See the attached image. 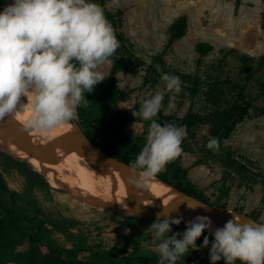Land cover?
Masks as SVG:
<instances>
[{
    "label": "trees",
    "instance_id": "trees-1",
    "mask_svg": "<svg viewBox=\"0 0 264 264\" xmlns=\"http://www.w3.org/2000/svg\"><path fill=\"white\" fill-rule=\"evenodd\" d=\"M95 2L104 5L105 0H95ZM104 14L116 32L120 47L112 56V66L105 75V80L97 84L94 91L89 93L87 103L77 108L84 117L76 121L102 150L133 165L145 142L142 136L130 137L126 132V126L134 122H142L149 126L150 121L132 115L133 111H138L142 102H137L127 109L120 107V104L129 98L130 93L121 88L119 75L124 70H131L135 65L143 66L146 68L145 78L149 82L161 77V70L165 69L166 62L162 54L156 55L152 64H148L135 54L121 30L123 10L105 9ZM261 24L264 28V11L261 15ZM187 27V16L179 17L169 27L170 44L184 36ZM195 50L198 55L197 68L194 71L175 73L182 82L180 95L183 99L191 101L189 110L184 116L175 112L165 113L170 99L166 95L159 113L154 117L162 124L169 122L186 126L189 136H186L182 142L181 154L156 176L204 202L229 206L226 192L222 191V195L213 200L190 179V169L183 162V154L197 153L198 164L217 161L228 176H237L245 182V185L259 180L264 184V173L252 171L249 164L237 157L232 148L226 144V140L231 137L239 122L250 116H264V55L255 57L235 48H224L221 49L219 56L208 61L206 57L214 51L212 44L205 41L198 42ZM92 103L96 104V110ZM201 125H208L211 137L195 138L196 134L192 131ZM211 138H217L219 142L217 150L206 147ZM6 164L17 167L28 180L26 206L21 203L20 195L9 187L4 177L3 167ZM227 179L225 177L224 181ZM35 185L51 189L47 178L33 169L29 162L18 161L0 150V264L15 258L19 248L26 244L41 245L45 242L52 254L72 260L96 262L106 260L113 264H157L159 253L153 248H157L160 241L154 238L150 228H145L137 237L127 238L122 245L108 247L99 234L91 238L84 237L82 243L74 244L72 248L54 244L53 240L59 232L53 228L57 230L63 227L59 219L47 214L35 199L33 193ZM233 207L244 212L238 206ZM256 214L248 215L260 221L259 213ZM131 219L141 224L149 222L150 225L155 221ZM63 232L67 233L65 230ZM204 235L209 233H203ZM209 238L211 240V236ZM145 243H149L150 248H142ZM177 264H188V261L183 256ZM218 264H223V261Z\"/></svg>",
    "mask_w": 264,
    "mask_h": 264
},
{
    "label": "rangeland",
    "instance_id": "rangeland-1",
    "mask_svg": "<svg viewBox=\"0 0 264 264\" xmlns=\"http://www.w3.org/2000/svg\"><path fill=\"white\" fill-rule=\"evenodd\" d=\"M10 2L11 0H0V10ZM100 7L103 11L123 10L121 30L130 47L148 64L154 63V57L162 54L166 66L161 73L175 75L176 72L194 71L198 64L196 44L202 41L214 46L213 53L206 57L208 61L219 56L221 49L224 48H235L255 57L264 55V28L261 24L264 0H105L104 5ZM183 15L188 18L186 33L170 44L169 27ZM111 66L112 56L99 70L105 76ZM145 77L146 68L143 66L135 65L131 70L120 73V86L130 93L129 98L120 104L121 108H131L135 103L143 102L159 91L163 93V101L166 95L170 97L165 113L175 112L180 116L187 113L191 104L189 99H183L180 93L167 91L161 77L149 82ZM85 98L89 99V93H85ZM92 105L96 110V104ZM80 117H84L83 113L76 111L73 120H79ZM148 130L149 126L142 122L126 126V132L130 137L142 136L145 143ZM192 132L196 134V139L211 137L208 125L196 127ZM186 136H189V132ZM226 144L237 157L249 164L252 171L264 173V116H250L239 122L231 137L226 140ZM16 159L25 161L20 157ZM197 159H199L197 153L183 154V162L190 169V179L199 185L205 195L216 200L224 191L227 193L226 200L229 206H238L247 214L259 213V220L264 223L262 181L245 185L237 176H228L217 161L198 164ZM3 173L9 187L20 195L21 203L26 206L28 180L17 167L10 164L4 165ZM225 177L228 179L224 181ZM50 186L51 189H46L35 185L33 193L43 210L59 219L62 224L63 229L53 228L59 232L53 240L54 244L72 248L74 244L82 243L84 237L91 238L99 234L108 247L122 245L127 238L141 235L143 230L150 226L149 222L138 223L131 219L133 217L116 213L108 207L84 202L63 188ZM64 230L67 233L63 232ZM172 230L183 232L185 225H174ZM202 241L203 234L197 240V245L202 244ZM46 243L26 244L20 247L18 255L5 264H113L106 260L96 262L57 256L50 252ZM142 248H150L149 243H145ZM209 248L198 247L195 250L190 248L184 254V259L188 264H210ZM153 249L158 251V248ZM236 264L240 262L236 261Z\"/></svg>",
    "mask_w": 264,
    "mask_h": 264
},
{
    "label": "clouds",
    "instance_id": "clouds-1",
    "mask_svg": "<svg viewBox=\"0 0 264 264\" xmlns=\"http://www.w3.org/2000/svg\"><path fill=\"white\" fill-rule=\"evenodd\" d=\"M119 47L112 24L95 0H11L0 10V119L21 110L22 100L30 98L26 128L46 132L72 121L77 108L87 103L85 93L105 80L99 68ZM161 80L167 91H181L178 76L162 73ZM163 98L158 91L132 112L150 121L146 143L132 166L143 174L129 180L137 187H144L181 154L187 135L184 125L154 119ZM206 147L217 150V138ZM181 222L182 217L163 212L149 226L160 241L157 264H177L190 248L209 245L210 264H264V223L234 215L213 231L210 218L198 215L183 232H173V225ZM205 232L209 235L198 246Z\"/></svg>",
    "mask_w": 264,
    "mask_h": 264
},
{
    "label": "water",
    "instance_id": "water-1",
    "mask_svg": "<svg viewBox=\"0 0 264 264\" xmlns=\"http://www.w3.org/2000/svg\"><path fill=\"white\" fill-rule=\"evenodd\" d=\"M70 122L74 123L76 128L61 139L52 141L49 144L39 143L35 130L26 128L22 123L11 122L0 124V149L14 158L20 157L27 162L28 160L23 156L26 152L29 153L30 157H37L51 163L61 162L72 148L83 149L88 160L101 174L127 180L129 185L128 200L130 201L131 212H126L119 208L101 206L108 207L124 216L143 220H156L159 214L168 212L171 217H182L181 224H186L198 215H213L218 220L220 227H222L235 215L237 218L242 217L246 220L262 223L246 212L238 211L233 206L213 205L188 195L157 176L155 177L172 186L178 193L182 194V197L173 204L165 205L157 209L149 208L146 204L145 186L137 187L135 183H129V180L133 178L134 174L142 176L143 170L133 169V165L102 150L88 137L77 121L72 120ZM189 204L197 207L195 209L189 208Z\"/></svg>",
    "mask_w": 264,
    "mask_h": 264
},
{
    "label": "bare ground",
    "instance_id": "bare-ground-1",
    "mask_svg": "<svg viewBox=\"0 0 264 264\" xmlns=\"http://www.w3.org/2000/svg\"><path fill=\"white\" fill-rule=\"evenodd\" d=\"M21 103V110L0 119V124L18 122L25 125V121L31 113L32 101L30 98H25ZM75 128L74 123L68 122L50 131L38 132L35 130V132L39 143L49 144L52 141L61 139ZM23 156L33 169L47 178L53 187L64 188L75 198L90 204L119 208L131 212L127 180L101 174L88 160L83 149H70L68 155L58 163L30 157L27 152ZM145 197L147 206L157 209L173 204L182 197V194L154 176L145 184ZM207 216L212 221L211 230L214 231L215 228L220 227L218 220L213 215Z\"/></svg>",
    "mask_w": 264,
    "mask_h": 264
}]
</instances>
